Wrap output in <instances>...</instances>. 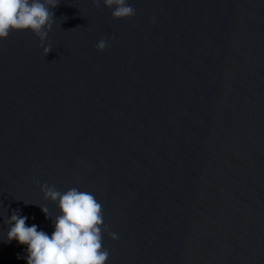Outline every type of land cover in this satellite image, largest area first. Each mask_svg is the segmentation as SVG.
<instances>
[{
    "label": "water",
    "instance_id": "1",
    "mask_svg": "<svg viewBox=\"0 0 264 264\" xmlns=\"http://www.w3.org/2000/svg\"><path fill=\"white\" fill-rule=\"evenodd\" d=\"M128 3L0 40V264L13 210L54 231L44 183L95 195L107 264H264V0Z\"/></svg>",
    "mask_w": 264,
    "mask_h": 264
},
{
    "label": "clouds",
    "instance_id": "2",
    "mask_svg": "<svg viewBox=\"0 0 264 264\" xmlns=\"http://www.w3.org/2000/svg\"><path fill=\"white\" fill-rule=\"evenodd\" d=\"M99 8L101 0H92ZM111 9L113 19L132 18L135 9L128 0H102ZM59 0H0V40L7 39L13 31H31L40 40L45 56L51 52V43L45 46L48 33L55 22L53 9ZM106 39L98 41L96 48L103 51ZM39 184V180H35ZM41 191L46 200L58 203L60 214L53 220L54 231L49 236L33 224L28 226L27 216L13 210L5 219L9 226L6 242L18 241L27 246V264H107L109 252L103 247V233L108 231L104 223L102 204L94 194L72 187L60 192L55 185L44 183ZM8 209H5L7 214ZM46 219L47 207H41ZM115 240L117 235L109 232ZM20 257L18 256L17 259Z\"/></svg>",
    "mask_w": 264,
    "mask_h": 264
}]
</instances>
